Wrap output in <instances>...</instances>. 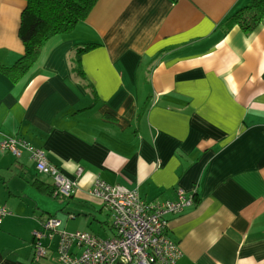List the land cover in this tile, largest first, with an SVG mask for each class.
<instances>
[{
	"label": "crops",
	"instance_id": "obj_1",
	"mask_svg": "<svg viewBox=\"0 0 264 264\" xmlns=\"http://www.w3.org/2000/svg\"><path fill=\"white\" fill-rule=\"evenodd\" d=\"M250 1L97 0L19 81L0 73V143L24 140L76 182L62 230L113 236L94 179L151 204L181 191L192 205L166 216L175 264H264V22L250 33L225 23ZM24 7L0 0V65L23 53ZM86 44L97 47L79 77ZM40 176L25 152L0 150V264H57V236L33 260L32 232L58 208Z\"/></svg>",
	"mask_w": 264,
	"mask_h": 264
},
{
	"label": "built area",
	"instance_id": "obj_2",
	"mask_svg": "<svg viewBox=\"0 0 264 264\" xmlns=\"http://www.w3.org/2000/svg\"><path fill=\"white\" fill-rule=\"evenodd\" d=\"M0 150L17 159L25 152L36 173L50 178L53 195L66 199L73 194L76 182L49 163L41 149L22 139L4 138ZM80 174L79 168L77 177ZM89 193L110 214L113 236L103 239L81 231L66 232L61 229L60 220L49 216L41 222V230L32 232L34 261L46 258L47 248L42 240L51 241L53 236L58 238L57 264H175L182 256L179 245L166 234V216L179 214L191 206V197H184L179 191L174 201L151 204L140 199L135 191L110 186L99 179L93 180ZM9 214L0 205V223Z\"/></svg>",
	"mask_w": 264,
	"mask_h": 264
},
{
	"label": "trees",
	"instance_id": "obj_3",
	"mask_svg": "<svg viewBox=\"0 0 264 264\" xmlns=\"http://www.w3.org/2000/svg\"><path fill=\"white\" fill-rule=\"evenodd\" d=\"M18 38L23 46L22 55L9 67L0 65V73L12 82L19 81L35 64L44 44L53 36L70 33L83 21L97 0H23ZM227 26L237 25L244 33L252 32L264 22V0H251L225 20ZM86 44L75 49L72 71L84 77L80 67L81 54L96 48ZM49 193V192H48ZM49 195H53L52 191ZM55 199H62L53 195ZM64 199V198H63Z\"/></svg>",
	"mask_w": 264,
	"mask_h": 264
},
{
	"label": "rangeland",
	"instance_id": "obj_4",
	"mask_svg": "<svg viewBox=\"0 0 264 264\" xmlns=\"http://www.w3.org/2000/svg\"><path fill=\"white\" fill-rule=\"evenodd\" d=\"M43 178H44L43 176H40V179H43ZM43 198H45L46 199L45 201L48 202L51 206H54V207L58 206V208L56 210H54V212H52L53 214H55V216L58 218V220L63 221L65 224L67 222L72 224L73 221H66L67 220L66 219L67 211H69V209H70V208H66L67 207V199H63V198L62 199H52V198H47V197H43ZM34 208H35V205L33 204L32 209H34ZM61 208H63V209H61ZM102 219H103V217H102Z\"/></svg>",
	"mask_w": 264,
	"mask_h": 264
}]
</instances>
